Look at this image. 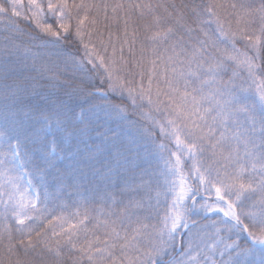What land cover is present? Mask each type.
Returning <instances> with one entry per match:
<instances>
[{
  "label": "snow or ice",
  "instance_id": "snow-or-ice-1",
  "mask_svg": "<svg viewBox=\"0 0 264 264\" xmlns=\"http://www.w3.org/2000/svg\"><path fill=\"white\" fill-rule=\"evenodd\" d=\"M0 264H264V0H0Z\"/></svg>",
  "mask_w": 264,
  "mask_h": 264
},
{
  "label": "trees",
  "instance_id": "trees-1",
  "mask_svg": "<svg viewBox=\"0 0 264 264\" xmlns=\"http://www.w3.org/2000/svg\"><path fill=\"white\" fill-rule=\"evenodd\" d=\"M215 217H213V219H214ZM201 223H204V221H201Z\"/></svg>",
  "mask_w": 264,
  "mask_h": 264
}]
</instances>
